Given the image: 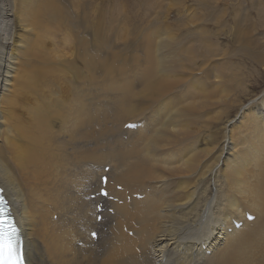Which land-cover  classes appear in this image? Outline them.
Wrapping results in <instances>:
<instances>
[{
	"label": "bare ground",
	"instance_id": "obj_1",
	"mask_svg": "<svg viewBox=\"0 0 264 264\" xmlns=\"http://www.w3.org/2000/svg\"><path fill=\"white\" fill-rule=\"evenodd\" d=\"M63 5L0 0V188L27 263L264 264V90L236 120L217 108L207 117L215 102L230 106L224 90L219 99L205 92L211 65L201 81L172 78L177 62L166 51L175 41L158 28L137 35L139 65L94 31L86 11L82 29L72 26ZM63 22L72 57L57 56L51 41L64 36ZM106 61L125 77H110L104 93L96 73L109 77ZM81 79L95 94L74 82ZM148 107L142 125L136 117ZM132 121L134 129L123 128ZM211 138L219 141L195 152ZM104 175L107 199L97 196ZM100 203L113 211L102 225Z\"/></svg>",
	"mask_w": 264,
	"mask_h": 264
},
{
	"label": "rangeland",
	"instance_id": "obj_2",
	"mask_svg": "<svg viewBox=\"0 0 264 264\" xmlns=\"http://www.w3.org/2000/svg\"><path fill=\"white\" fill-rule=\"evenodd\" d=\"M88 2L64 0L63 6L70 11L73 20L72 26L74 24L79 30L82 29V12L86 11L89 15L87 19L92 20L94 31L100 29L105 32L121 54H125L127 58H131L128 54H133L135 59H139V65L146 59L142 57L137 35L146 33L152 36L156 28L161 30V35L169 42L175 41L174 50L171 46L166 51L167 56L174 57V61L177 62L172 69V78L188 80L192 77L191 79L201 81L211 65L215 78H209V82L205 84V92L217 93L219 99L221 90H224L227 98L230 99V106L228 110L222 103L215 102L214 105L204 108L205 116L209 117L217 108L219 111L224 109L229 119L236 120L239 116L237 110L242 108L240 105H246L264 90V64L258 63V60H264L262 55L264 0H88ZM58 27L57 25L56 28ZM60 27L64 36L60 35L51 40L55 43V53L57 56L72 57L74 50L67 39L69 27L66 22L60 24ZM139 39L143 38L139 36ZM106 63L109 65L107 71L109 77L106 78V75L103 77L101 72L96 73L98 89L102 91L109 84L110 77L115 76L120 81L125 77L118 70L120 64L112 66L110 62L106 61ZM202 69L205 71L202 72ZM98 70L100 69L96 68V71ZM81 80L74 82H77L83 90L95 94V89L88 87L90 84L83 82L84 79ZM181 86L182 84L179 87ZM239 91L243 94H238ZM205 92L199 94L203 95ZM176 93L177 91L171 92L168 96ZM141 114L137 115L136 120L143 125L151 115L149 107L143 115ZM132 124L136 123L132 121ZM213 128L219 129L220 125L217 124ZM218 137L220 138L221 134ZM218 141V138L216 141L214 138L200 141L195 152L203 150L206 144ZM200 173L201 167L197 169L196 174ZM128 189L132 190V187L124 186L122 192ZM157 196L158 194H155L154 198L157 199ZM97 213L102 220L96 223L102 225L105 220L103 217L109 216V213L105 209ZM210 218L211 214L206 213L198 220L201 229L203 226L206 227V223L209 224ZM53 219L55 220L56 216ZM98 239L99 237L94 243H97Z\"/></svg>",
	"mask_w": 264,
	"mask_h": 264
},
{
	"label": "snow or ice",
	"instance_id": "obj_3",
	"mask_svg": "<svg viewBox=\"0 0 264 264\" xmlns=\"http://www.w3.org/2000/svg\"><path fill=\"white\" fill-rule=\"evenodd\" d=\"M129 127H133V125H129ZM102 194L107 195L106 192H102ZM248 219L251 220L253 217L249 216ZM0 264H26L19 229L9 202L2 195H0Z\"/></svg>",
	"mask_w": 264,
	"mask_h": 264
}]
</instances>
